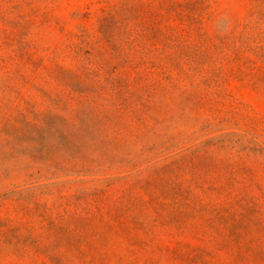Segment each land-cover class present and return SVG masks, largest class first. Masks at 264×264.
<instances>
[{"label": "rangeland", "instance_id": "1", "mask_svg": "<svg viewBox=\"0 0 264 264\" xmlns=\"http://www.w3.org/2000/svg\"><path fill=\"white\" fill-rule=\"evenodd\" d=\"M124 1L0 0V264H264L253 258L264 247V82L240 77L229 62L233 52L255 48L264 31L258 0L189 4L194 20L190 11L183 16L149 0L156 16L122 52L131 62L108 45L96 47L95 61H108L105 74L128 78L124 94L86 113L110 115L90 124L86 159L55 166L64 158V118L79 116L51 73L54 63H76L63 56L62 27L92 30L100 8ZM228 4L241 27L226 37L211 12ZM78 10L91 15L73 19ZM31 54L43 60L39 72ZM139 176L155 187H133ZM95 179L107 183L106 204L85 235L81 207L93 199L82 191L92 192ZM47 199L60 205L53 213L60 230L47 218ZM118 208L126 224L113 220ZM125 226L132 234L119 230ZM68 231L109 243V251L82 255L55 246Z\"/></svg>", "mask_w": 264, "mask_h": 264}, {"label": "trees", "instance_id": "2", "mask_svg": "<svg viewBox=\"0 0 264 264\" xmlns=\"http://www.w3.org/2000/svg\"><path fill=\"white\" fill-rule=\"evenodd\" d=\"M175 1L172 3L171 0H163L159 7L163 5L169 12H180L183 16L186 11H190L191 15L195 13L193 7H186L189 4H192L193 6L200 4L201 8H207V6H205L206 0H183L177 1V4ZM258 1L264 3V0ZM155 6L156 4L149 0H125L122 6L118 9H110L107 11L105 8H100L101 13L98 14L94 24L95 28L92 30H90L85 24H81V26L78 25L76 30L67 29L65 26L66 24L63 25V31L66 33L63 56L64 58L71 57L76 63H54L53 67H51V73L64 85L65 103L77 105V113L79 112V116H74L70 119L64 118L66 128L64 130L63 139L65 143H63L61 147L64 158L61 160H55L54 164L56 167L59 165L61 168H67L63 165L64 162L86 159V153L84 152V138L87 134L95 132V127L90 124L94 121L101 122L103 119H108L110 117L109 113L105 111L102 115H99L97 112L95 116L88 118L85 117L87 115L86 113L89 112V110L97 109L99 106L103 107L101 101L109 102L117 96L121 97L125 92L124 89L126 82H128V78L123 77V74L114 75L115 71L113 70H108L105 74L104 70L106 69L108 61L105 57L102 58V61L100 62L98 60L95 61V53L97 52L96 47L102 51V49L105 48L103 46L108 45L110 48L116 50L124 60L131 62L132 59H129L127 55L123 56L122 52L125 48L136 44L137 39L135 40V38H133L135 30L141 28L140 32L142 33L149 28L150 25H145L148 19L151 21L156 16V13H154ZM259 13L261 14L259 16V23L264 22V10H260ZM72 15L73 19L84 20L85 18H89L91 12L78 10ZM211 16L214 29H219V22H223L222 27L224 28L223 31L225 32L224 34H226V37L237 32L241 27L240 22L235 18L233 6L230 4L224 8L218 7L217 10H213ZM191 19L194 20L193 15L191 16ZM244 28L247 29L248 25H246V27L244 26ZM250 28H252V26ZM240 39L243 43H247L245 41H250L251 36L249 35L245 37L244 35H241ZM255 39V48L252 49L250 45H247L249 50L244 51L243 54H240L238 51L233 52L229 56V62L233 63V68H236L240 77L244 78L250 76L256 83H262L264 82V64H261V62L264 63V43H262L264 39V31H260L257 36H255ZM31 56L33 57V60L31 61L33 67L32 72H39L43 65V60L42 58L35 57L34 54H31ZM258 59H261V61L259 62ZM30 60L31 58H29V61ZM112 108L114 111H120L118 103L116 102L112 103ZM71 126L72 129H70ZM104 130L105 129H102L101 132H104ZM70 150L74 151L71 152ZM50 155H53L52 152H50ZM64 155H71L72 157L68 159L67 156ZM82 166H85V163H83ZM98 180L99 179L91 180L92 184ZM105 185H107V183H95L90 186L92 192L86 193L88 191H82L84 196L93 199V205L82 206V204H80V207L82 206V212L86 215L81 218L80 221V227H82L85 235L88 234L89 223L91 222L92 226H94L93 220L97 218V215L103 210V205L106 204L103 202V195L106 193ZM139 185L147 192L150 191L152 187H155L153 181H145L141 176L137 178L133 187ZM39 188H42V193L44 195L47 193L50 194V196L54 195V192H49L45 185H39ZM34 190H37V188ZM36 196V191H34L29 197L36 198ZM84 196L81 197V199L86 198ZM47 201L49 210L47 218L53 227H57V229L60 230L61 225L58 221L61 220V217L60 215H58V217L53 215L54 210L56 209L57 211V208L60 205H58L57 201L52 203H50L49 199H47ZM118 209L120 211L111 214L113 220L120 223V225H123L124 223L126 224L123 214L124 209ZM119 230L128 233V235L132 234L130 227H120ZM116 232L117 231H115V233ZM64 233L66 236L64 238L59 237L55 246H62L65 244L70 247V249L77 252V254L82 255L92 251L100 254L109 251V243H100L87 238V236L76 239L70 231ZM53 247L54 245L49 244L47 250H53ZM62 254L63 253L60 251L53 255L61 256ZM253 258L255 259L254 261H264V247L260 248Z\"/></svg>", "mask_w": 264, "mask_h": 264}]
</instances>
